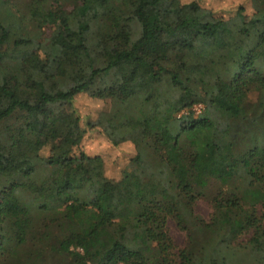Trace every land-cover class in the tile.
Masks as SVG:
<instances>
[{
    "label": "trees",
    "instance_id": "1",
    "mask_svg": "<svg viewBox=\"0 0 264 264\" xmlns=\"http://www.w3.org/2000/svg\"><path fill=\"white\" fill-rule=\"evenodd\" d=\"M201 1L28 0L23 11L0 0V264L62 254L68 264H264V0L232 18ZM32 28H53L49 43L36 45ZM171 30L189 41L139 56ZM82 93L119 105L91 125L135 145L120 178L81 175L99 157L74 152L86 133ZM60 137L72 140L48 156L18 150ZM212 180L221 188L196 228L203 240L189 233L176 253L168 219L189 229Z\"/></svg>",
    "mask_w": 264,
    "mask_h": 264
},
{
    "label": "rangeland",
    "instance_id": "2",
    "mask_svg": "<svg viewBox=\"0 0 264 264\" xmlns=\"http://www.w3.org/2000/svg\"><path fill=\"white\" fill-rule=\"evenodd\" d=\"M15 1L18 2V5L15 7L16 10L20 7L23 11L26 10L25 3L28 0ZM190 1L192 0H161L160 6L177 9L180 4ZM200 3L203 7L212 10L217 16L226 18L234 17L239 7H243L245 14L249 15L254 13L255 8L253 0H202ZM67 7L71 9L72 3H68ZM52 30L53 28H46L39 33L36 29L34 30L32 28L29 34L34 38L36 45H45L49 43L48 39H50L52 35ZM188 41L189 36L186 33L182 34L181 32L171 30L158 40L143 44L139 49V56L141 54H146L150 58L158 57L169 48L178 47ZM42 58V50L35 49V53L30 62L34 67H38ZM135 67L143 77L149 78V76H151L150 68L146 64L137 62L135 63ZM39 89L48 93L53 92L52 85L49 81L42 82L39 85ZM75 107L81 116V125L85 127L86 133L79 147L74 148V152H84L91 156H99L82 167L81 175L84 178L94 177L98 179V181H101L104 174L111 178H120L123 171L132 166L131 159L135 156V145L131 141H125L115 146L108 140L100 127H93V125H91L96 123L104 114H108L113 111L115 107H119V105L111 100L99 99L92 97L88 93H82L76 97ZM203 108L204 106L202 104H196L193 107L195 115H199ZM71 140L70 138L60 137L44 146H40L37 143L32 144L24 142L18 146V150L26 151L33 155L48 156L53 145H64ZM220 188V182L212 180L205 189L204 194L197 197L192 207V215L188 214L187 224L189 229L182 228L175 217H169L167 228L175 244L174 251L176 253L189 242V233L196 236L198 243L199 240L202 242L203 239L199 235L197 236L196 228L199 229L203 226L204 222L202 223L200 220H204L205 222L211 220L214 214L212 198L217 194ZM199 225L201 226L199 227ZM243 239H246V236ZM50 259L57 264H68L71 256L62 254L50 256Z\"/></svg>",
    "mask_w": 264,
    "mask_h": 264
}]
</instances>
